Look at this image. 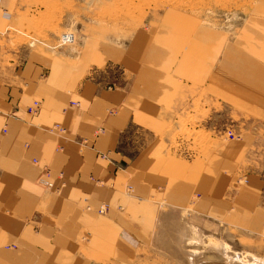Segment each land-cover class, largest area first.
<instances>
[{"label": "crops", "instance_id": "crops-1", "mask_svg": "<svg viewBox=\"0 0 264 264\" xmlns=\"http://www.w3.org/2000/svg\"><path fill=\"white\" fill-rule=\"evenodd\" d=\"M240 14L171 6L124 48L47 55L5 47L0 14V264H136L137 246L167 237L162 212L264 233V0ZM110 65L119 77L107 86L98 74ZM195 103L204 128L240 138L208 158L168 153L163 126Z\"/></svg>", "mask_w": 264, "mask_h": 264}, {"label": "rangeland", "instance_id": "rangeland-1", "mask_svg": "<svg viewBox=\"0 0 264 264\" xmlns=\"http://www.w3.org/2000/svg\"><path fill=\"white\" fill-rule=\"evenodd\" d=\"M253 2L254 0H0V14L7 23V35L1 42L10 49L27 46L46 55L62 50L64 46L74 47L82 42L87 48L100 42H115L124 48L132 36L140 29H145L148 23L152 26L159 24L161 12L171 6L196 13L201 9H218L220 14L233 15L231 18L236 20L240 13L248 12ZM70 32L75 35V41L70 45H60L61 35ZM100 74L108 78L104 79L107 86L118 81L116 65L106 67L105 72L101 70L98 75ZM194 105V111L179 116L174 127L163 126V133H168V145L164 143L168 153L172 150L187 159L208 158L216 146L240 138V131L232 127L212 130L204 128L205 122L201 116H205L206 109H200L197 103ZM227 129L235 133L237 131L240 136H225ZM207 149H210L209 152ZM238 177L241 183H245L243 176L238 174ZM127 190L131 191L132 187ZM161 215L163 217L157 216L158 223L163 222L165 228L160 231L167 237H163L162 243L157 245L137 246L134 263L179 264L173 255L184 251V263L187 264H191L190 255H193L192 261L196 264H264V233L252 235L227 225L212 223L203 217L191 216L188 211H182V214L162 212ZM167 239L169 242H165ZM248 254L254 258L243 262L244 258L240 257Z\"/></svg>", "mask_w": 264, "mask_h": 264}, {"label": "built area", "instance_id": "built-area-1", "mask_svg": "<svg viewBox=\"0 0 264 264\" xmlns=\"http://www.w3.org/2000/svg\"><path fill=\"white\" fill-rule=\"evenodd\" d=\"M68 36L66 37V38H64V37H60V39H59V44L60 45H62V44H70L71 43V41H72V35H71V33H69V34H67ZM74 41V40H73ZM72 41V42H73ZM73 103V102H72ZM40 107V100L39 99H34L33 100V102H32V104L27 108V110H28V112H30L31 114H33V113H36L37 111H38V108ZM51 131H59V132H61V133H64L65 132V128H63L62 126H60V125H58V124H52V126L49 128ZM101 129H98V130H96V132H95V135L100 131ZM262 133L264 134V128L262 129ZM225 136H227V137H230V138H237V137H239L240 135H238L237 134V132L235 133V132H233L232 130H230V129H227L226 131H225ZM82 142L84 143V144H87L88 143V139H87V137H83L82 139ZM32 162L33 163H37V159L35 158V159H32ZM43 172H45L44 173V175H46V176H49V174H50V172H49V169L48 168H46V167H43ZM59 176L62 178L63 177V174L62 173H60L59 174ZM39 182L42 184V186L44 187V188H46V189H51V188H54L53 186V183L52 182H50L49 180H47V179H43V178H41V179H39ZM61 183L63 184V181H61ZM55 189L56 190H58V188L57 187H55ZM86 208H89V205H86ZM106 210V203H102L100 206H99V209L97 210V212H98V214L99 213H104V211Z\"/></svg>", "mask_w": 264, "mask_h": 264}, {"label": "bare ground", "instance_id": "bare-ground-1", "mask_svg": "<svg viewBox=\"0 0 264 264\" xmlns=\"http://www.w3.org/2000/svg\"><path fill=\"white\" fill-rule=\"evenodd\" d=\"M70 33H71V32H70ZM67 34H69V33H64V34H62V35H61V38H62V37L66 38V37L68 36ZM71 35H72V41H73V40L75 41V35H74L73 33H71ZM72 41H71V43L74 42V41H73V42H72ZM71 43H70V44H71ZM70 44H69V45H70ZM225 247H226V245H225ZM227 247H228V246H227ZM192 256H193V255H192ZM192 256L190 255V257H189L190 263H191V264H196V263H194V261H192V259H193ZM239 256H241V255H239ZM225 257H226V256H225ZM234 257H235V256H234ZM240 258H241V259L244 258V259H243V262H245V261L248 262V261L252 260V258H254V257H253L252 255L248 254V255H245L244 257L241 256ZM232 259H233V258H232ZM246 259H247V260H246ZM255 260H256V259H255ZM206 264H215V263H213V262H212V263H209V262H208V263H206ZM217 264H218V263H217ZM247 264H248V263H247Z\"/></svg>", "mask_w": 264, "mask_h": 264}]
</instances>
